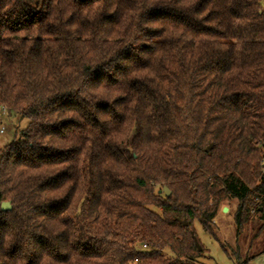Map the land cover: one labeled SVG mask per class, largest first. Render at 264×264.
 <instances>
[{
    "label": "trees",
    "instance_id": "obj_1",
    "mask_svg": "<svg viewBox=\"0 0 264 264\" xmlns=\"http://www.w3.org/2000/svg\"><path fill=\"white\" fill-rule=\"evenodd\" d=\"M2 109L0 264H199L224 198L264 227V0H0Z\"/></svg>",
    "mask_w": 264,
    "mask_h": 264
},
{
    "label": "rangeland",
    "instance_id": "obj_2",
    "mask_svg": "<svg viewBox=\"0 0 264 264\" xmlns=\"http://www.w3.org/2000/svg\"><path fill=\"white\" fill-rule=\"evenodd\" d=\"M28 124V120L19 114L2 109L0 115V147L10 143L14 136ZM262 172L264 173V157L262 159ZM257 202V200L255 199ZM238 202L236 200L222 199L217 206V214L214 219L212 231L215 237L205 232L201 224L195 221L197 240L204 250L202 257L196 259L199 264H236L221 246L225 243L228 252L236 253L240 257L253 256L259 250L264 249V227L259 229L261 221L254 208L250 211L248 222L238 233L234 223V213ZM228 207V211L223 208ZM166 255L171 253L166 250ZM249 264H264V255L260 261L251 259Z\"/></svg>",
    "mask_w": 264,
    "mask_h": 264
},
{
    "label": "water",
    "instance_id": "obj_3",
    "mask_svg": "<svg viewBox=\"0 0 264 264\" xmlns=\"http://www.w3.org/2000/svg\"><path fill=\"white\" fill-rule=\"evenodd\" d=\"M209 149H210V146H208L206 148L207 151H209ZM164 192H165L166 195L170 194V190L167 187H164ZM9 208H10V202H3L2 203V209L6 210V209H9ZM223 210L224 211H228V207H224ZM182 224L186 225L187 224V220L186 219L182 220ZM195 243H196L198 249H201V245L199 244L197 239H195Z\"/></svg>",
    "mask_w": 264,
    "mask_h": 264
},
{
    "label": "crops",
    "instance_id": "obj_4",
    "mask_svg": "<svg viewBox=\"0 0 264 264\" xmlns=\"http://www.w3.org/2000/svg\"><path fill=\"white\" fill-rule=\"evenodd\" d=\"M254 257L252 258L253 260L260 261L261 257L264 255V249L259 250L258 252L255 253Z\"/></svg>",
    "mask_w": 264,
    "mask_h": 264
}]
</instances>
